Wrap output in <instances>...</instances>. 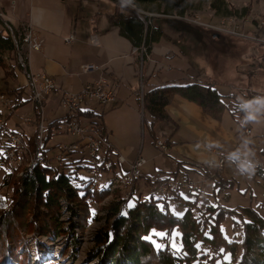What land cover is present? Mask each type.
I'll use <instances>...</instances> for the list:
<instances>
[{"label": "crops", "instance_id": "crops-1", "mask_svg": "<svg viewBox=\"0 0 264 264\" xmlns=\"http://www.w3.org/2000/svg\"><path fill=\"white\" fill-rule=\"evenodd\" d=\"M133 1L139 9L151 14L147 17L148 28L159 32V37L152 42L148 53L144 55L134 51L136 45L122 31V24L115 20L119 21L121 17L126 19L130 16L140 21L141 19L118 0H0V13L4 22L11 24L17 33L25 25H29L34 34L42 40L40 50L24 47L28 71L47 74L53 78L55 85L52 94L42 103V111H40L29 99L30 92L25 94L23 87L19 85L4 88L0 84L2 91L18 89L19 102L14 109L22 106L26 108V113L35 112V118H31L33 122L27 126L29 130L19 132L8 125L7 127L9 130L20 133L28 142L34 140L37 124L40 121L44 126H50L53 121H64V118L70 117L82 122L99 123L98 127L102 129L100 133L106 135L104 140L107 143V149H103L100 157L97 153L94 164L103 163L102 167L105 168L104 165L109 160L110 153L117 157L116 161L119 164V171L114 164L108 167L110 181L106 187H100V189L109 188L110 190L113 177L127 172L129 163L138 156L147 160L148 164L144 173L149 174H146V178L154 175L151 172L155 170L167 169V165L173 162L184 165L183 168L192 171L195 176L205 178L189 165L191 163L204 165L207 160L218 156H224L226 163L229 155L237 151L240 153V158L242 157L243 139H240L238 134L242 130L247 136L252 131L245 133L246 128L250 129V124L237 114L238 111L241 115L245 114V111L240 108L241 104L234 98H231L230 102L225 101L227 107L221 119H215L204 113L195 102L175 96L166 106L171 120L157 122L149 128L144 123L142 97L145 93L163 85L201 83L211 84L214 87L218 81L213 80L206 64L202 62L205 58L204 48L208 38L202 35L203 30L196 29L182 20L190 13V15L199 13L201 16L207 13L205 21H209L208 23H215L216 18L226 16L215 14L210 7L212 0ZM225 1L236 9L249 7V13L245 16L254 21L245 22L248 23L246 28L245 23L243 24L247 31L252 30L256 19L264 18V0ZM200 9H205L206 12H200ZM141 23L143 25V21ZM143 31L146 33L144 25ZM93 33L99 37L100 45L98 46L90 42V35ZM69 35H73V40L66 42L65 38ZM219 36L218 31L211 33L213 38ZM246 43L249 44L247 41L240 40L236 46H244ZM254 45L257 46V44ZM252 50L253 55H256L254 57L261 56L260 49L255 51L256 49L252 48ZM211 64L213 63L211 62L209 67ZM8 65L7 68L11 70L12 75L11 82L8 83L16 81L14 71L17 67L27 84L28 78L19 65L12 61ZM83 65H92L94 68L82 71ZM230 72L233 76L238 75L234 69ZM253 72L251 71L252 74ZM100 77H106L110 81L116 97L114 103L102 106L101 111L95 109L94 102L82 103L75 113H68L61 109L59 99L63 91L77 92L85 84ZM225 78L227 79L226 76ZM222 83L231 85L232 81ZM253 84L257 85L255 82ZM248 94L252 98L263 97L264 89L259 84L255 89H249ZM92 116L98 117V122L84 119ZM259 116L264 120V113ZM13 123L17 124L18 121ZM260 131L263 133L264 143V130ZM155 133L163 136L164 140L155 137ZM47 134L48 131L45 138ZM54 134L58 135L53 137L56 138L53 147L59 145L60 148L64 144L76 141L75 137L64 138L62 130ZM50 135L47 140L51 138ZM152 137H154L153 145L157 140L167 144V158L153 150L149 151L152 149L150 145ZM257 144L260 145L261 141H257ZM145 147H150L146 149L148 150L146 157L142 156ZM56 154L49 156L50 153L46 152L45 156L51 158ZM119 156L124 158L123 163L118 161ZM258 169V173H263L264 160L263 165H260ZM218 173L225 180H233L229 178L225 165ZM134 195H141V193L134 189Z\"/></svg>", "mask_w": 264, "mask_h": 264}, {"label": "trees", "instance_id": "trees-1", "mask_svg": "<svg viewBox=\"0 0 264 264\" xmlns=\"http://www.w3.org/2000/svg\"><path fill=\"white\" fill-rule=\"evenodd\" d=\"M210 7L220 16L238 17L249 13V7L236 9L225 0H212ZM115 20L122 24V31L134 45L139 46L144 40L147 53L152 42L159 37V32L150 27L144 33L141 21L134 16ZM11 52L14 53V45L0 17V55ZM7 93L18 99V89ZM175 96L195 102L204 113L215 119H221L227 107L223 97L211 84L163 85L142 97L144 123L149 128L157 122L171 120L166 106ZM0 114L3 115L2 112ZM60 122L53 121L50 125L58 126ZM99 125L96 123V126ZM50 134L48 132L44 139L39 156L41 162L36 166H23L20 176H15V172L5 181L2 177V194L4 186L8 187L9 194L0 197V264H30V235L36 239L45 236L55 240L70 231L75 236V228L84 230L95 220V204L111 190L96 188L93 180H83L72 176L71 172H64L72 152L62 163L56 159L53 163L52 158L46 157L49 149L44 147ZM27 143L32 147L28 154L22 155L25 161L35 154V149L34 154L31 152L35 148L34 142ZM2 160L7 165L6 159ZM102 166L103 163L86 168L98 171L104 169ZM189 166L205 178L214 179L219 190L234 184L232 179L225 180L218 172H212L204 165L191 163ZM5 174L10 173L6 170ZM177 192L174 191L172 198L181 201ZM168 198L154 195L142 198L141 195L135 196L133 191L125 210L119 209L123 199L119 200V206L118 201L108 203L105 206V223L95 233L93 255L102 253L108 257L106 260H109V264H264V216L255 208L209 205L194 213L197 206L195 199L186 201V211L179 216L168 210ZM62 207L69 214L67 226L61 219ZM226 215L234 220V232L241 229L240 241L228 240L224 236L220 223ZM174 228L181 232L179 249L172 248L169 242ZM160 242L163 246H160ZM37 244L41 243L37 240Z\"/></svg>", "mask_w": 264, "mask_h": 264}, {"label": "rangeland", "instance_id": "rangeland-1", "mask_svg": "<svg viewBox=\"0 0 264 264\" xmlns=\"http://www.w3.org/2000/svg\"><path fill=\"white\" fill-rule=\"evenodd\" d=\"M134 2L133 0H130ZM135 3V2H134ZM201 11H205V9H200ZM191 12V11H190ZM191 14V13H190ZM188 14L186 18L182 21L188 23L190 26L195 27L196 29L203 30L204 37L207 36L208 40L206 41V45L204 48L205 58L202 61L206 64L207 70L212 74L213 80H217V84H215V88L217 91L222 95L224 102H230L231 98L236 99L239 104H243L244 102L251 101L254 98L248 94L249 89H255L257 85H261L264 89V45L260 44L257 41H252L247 38L239 37L234 34H230L222 30V26L226 25L230 29L233 27L234 24L243 25L245 22H251L249 17H237L238 19H224L216 18L215 23H208L209 21H205V16L208 14H204L201 16L199 13L196 15ZM211 15V14H210ZM0 17L2 18L1 14ZM204 19H203V18ZM213 17V16H212ZM224 19V24H222V20ZM264 18H258L255 21ZM237 21V22H236ZM244 21V23H243ZM242 23V24H241ZM248 23H245V28ZM144 25V24H143ZM194 25V26H193ZM243 25V27H244ZM148 27V26H147ZM202 27V28H201ZM246 30V29H245ZM213 31H218L220 36L217 38L211 37V33ZM247 31V30H246ZM6 32V31H4ZM240 40L247 41L249 44H244V46L237 47V43ZM250 41V42H249ZM204 44V43H203ZM254 44H257L254 45ZM252 48L259 50L261 53L260 57H254ZM17 63L16 53L14 51L11 53H4L0 55V84L4 86V88L12 87V86H21L24 89L25 94H29V88L26 84L25 77L20 72V70L15 67V75L16 81L14 83L11 82V70H8V63L10 62ZM254 61V62H253ZM213 63L210 65V63ZM18 64V63H17ZM208 65V66H207ZM244 67V70H243ZM231 69L238 72L237 76H233L230 72ZM251 71H254L252 74ZM229 72V73H228ZM227 79L225 78V76ZM224 76V77H223ZM232 81L231 85L223 84L222 82H229ZM255 82L257 85L253 84ZM0 86V87H2ZM0 88V94L5 97H9L10 95L7 91H2ZM52 94V93H51ZM50 94V95H51ZM12 97V96H10ZM9 97V98H10ZM264 97V96H263ZM95 109L101 111L102 106L96 101ZM26 108L22 106H18L14 109V107H8L6 104H0V113H4L3 119L6 121V124L19 132L23 130H29L27 126H30L33 122L31 118H35V112L26 113ZM61 109H63L61 107ZM65 110V109H64ZM42 111V108H41ZM10 114V115H8ZM237 114L241 117L242 120L245 121L246 113L241 115V112L238 111ZM29 116V117H26ZM25 118L26 122H25ZM100 118V117H99ZM89 121H97L98 117L92 116L89 118H84ZM83 119V120H84ZM101 120V119H99ZM14 121H18L17 124L13 123ZM250 124V130L252 131L250 135L245 136L243 131L240 130L238 137L243 139V146H242V157L238 160H230L228 159L223 165L225 168L228 169L229 178H233L234 184L232 187H223L219 190V187L216 185L215 180L212 178H202L199 175L193 174L192 171L186 170L184 165L173 162L171 165H167V169L163 171H153L151 172L154 175L150 176H157L159 178H174L177 183L180 184V188L178 190V194L181 197V201L172 198L173 196H169L167 200L168 210L176 215H183L186 211V207L184 204L187 200L194 201L197 200V206L194 209V213L197 212L199 209H204L206 206H223L226 208H235V207H247L251 206L255 208L260 214L264 216V171L263 173H258V168L254 169L252 176L249 178L247 173H241L240 165L243 163H252L254 166L259 167L263 165L264 160V153L263 147L264 143L262 140L261 129L264 130V120L261 116H258L256 121H246ZM41 123V121L39 122ZM25 129H24V128ZM241 129V128H240ZM47 133V130L44 134ZM55 135L58 134H51L50 139H48L45 143L46 149H49L47 152L50 153L49 156L54 155L55 153H59V145L54 146L55 139L53 138ZM63 136L66 139H72L75 136H72L69 133L63 131ZM155 137L161 138L164 140V137L161 135L154 134ZM106 135L101 133L100 138L104 140ZM53 138V139H52ZM76 141L78 140L77 137ZM154 137H152L151 141V148L145 147L146 149H150L151 152H157L162 155V157L167 158L168 153L166 151L162 152L159 148L152 144ZM245 141H249L245 144ZM257 141H261V144H257ZM53 147V148H51ZM158 149V150H157ZM168 149V146H167ZM142 152V156L146 157L148 154V150ZM104 151L100 149L98 152V157H100L101 152ZM28 154V153H27ZM29 156V155H28ZM224 157V156H223ZM52 162L55 163V156L51 157ZM82 160H79V159ZM116 156L113 153H110L109 160L105 163L104 169L102 170H94L88 169L86 166L93 167L95 166L94 162H92L87 155L86 151H79V152H72L70 157L67 159L68 165L64 167V172L68 173L71 172L72 176H77L80 179L88 180L91 179L94 181V186L96 188L106 187L110 181V177L108 174V167L115 165L116 170L119 171V164H117ZM220 156L214 159H209L205 162L204 166H206L209 162H217ZM225 158V157H224ZM145 159V158H144ZM84 160V161H83ZM90 161V162H89ZM145 165L142 168V173L145 172L147 166V160L145 159ZM25 165L26 161H24ZM236 164V165H235ZM223 169V168H222ZM221 169V170H222ZM7 170V165L5 163L0 162V197L7 196L9 194V189L7 186H4V193L2 194V184L1 180L2 177L5 175ZM221 170H217L219 172ZM22 169L15 173V176H20ZM215 172V171H213ZM20 173V174H19ZM145 174V175H144ZM143 176L136 181V191L141 193L142 198L149 197L153 195L152 187L147 182V176L144 173ZM10 176V175H9ZM144 178H146L144 180ZM197 178L198 180H193ZM205 180L204 184V192H196L194 190H190L189 188L181 187L182 184L188 183L190 181H202ZM6 189V190H5ZM124 187H117L109 191V194L103 198L101 201L95 204L96 218L95 220L88 225L87 228L84 230H77L75 228L76 234L73 236L70 231H66L67 233L56 238L55 240H49L45 236H38L37 239L32 237L31 235L28 236V244H29V260L30 264H109V260L107 261L106 258L102 253H98L97 256H94V250L96 248L95 242V233L96 230L104 224V217H105V206L108 203L118 201L123 199L124 195ZM134 191V190H133ZM2 195V196H1ZM173 195V194H171ZM137 196V195H135ZM125 202V199L123 200ZM122 201V202H123ZM183 202V204H182ZM130 203V200H128ZM64 224L67 226L69 222V214L64 213L61 216ZM238 220L237 218H235ZM233 218L229 215H226L220 223L221 230L228 240H236L240 241L241 239V229H237L236 232L233 231ZM181 232L179 229L174 228L170 235H169V242L172 248L179 249L181 246ZM37 240L41 244H37ZM160 246H163V243L160 242Z\"/></svg>", "mask_w": 264, "mask_h": 264}, {"label": "built area", "instance_id": "built-area-1", "mask_svg": "<svg viewBox=\"0 0 264 264\" xmlns=\"http://www.w3.org/2000/svg\"><path fill=\"white\" fill-rule=\"evenodd\" d=\"M123 3V0H118ZM126 7V3H124ZM133 12H135L144 24V30L147 31L149 23L147 17L151 14L139 9L138 7H129ZM1 14V13H0ZM226 19H238L235 16H228ZM224 19L222 24H224ZM237 22V21H236ZM244 23V21H243ZM242 24V23H241ZM4 26L8 33L11 35V39L14 45V51L17 57V63L24 74L28 78V88L30 92L29 99L37 105L41 111V105L46 100V98L54 91V80L52 77L45 73H31L28 71L26 54L24 47L28 49L40 50L42 47V40L38 35L34 34L32 27L25 25L19 33H17L11 24L4 22ZM222 30L229 32L230 34L237 35L239 37L247 38L252 41H257L264 45V19H259L255 21L254 26L251 31H246L243 25L234 24L230 29L226 25L221 27ZM73 40V35H69L65 38L66 42H71ZM90 42L94 46L100 45V40L97 34L93 33L90 35ZM134 51H138L141 55L146 53V45L144 41L140 46L134 47ZM94 67L92 65H83L81 67L82 71L92 70ZM10 97V96H9ZM5 97L0 94V104L4 103L8 107H14L18 104V100L13 97ZM116 97L115 92L111 86L110 81L106 77H100L93 82L85 84L77 92L63 91L60 95L59 104L68 113H75L79 110L82 103L96 101L103 106L110 105L114 103ZM25 118V122H26ZM6 121L3 119V115L0 114V162L5 158L9 161V165H13V159L16 157H21L22 152H28V143L23 141V136L21 134H11L6 133ZM50 133H55L58 130H62L66 133L71 134L78 138L77 141L71 144H64L60 147L59 153L55 155L56 160L59 162H64L65 157H67L71 152L86 151L91 161H95V157L100 149H107V143L105 140L100 138V130L98 126L94 123L82 122L76 118H68L58 126L50 125L44 126L41 123L37 124L36 133L34 135L36 155L29 156L28 166H32V161L40 160V153L44 146L45 131ZM245 133H250V129L246 128ZM156 146L162 152L167 151V144L163 141L157 140L155 142ZM120 163L124 162L122 156L118 157ZM225 158L220 156L217 162H209L206 167L210 170H221L223 168ZM145 159L141 156L136 157L132 162L129 163V169L122 175H115L117 177H122L123 187L126 190L125 202L123 203V210L126 209L128 200L131 193L135 189L136 181L143 176L142 168L145 165ZM258 167L254 166V169ZM6 176H3L5 181ZM147 182L152 187V192L164 193V197L171 196L172 189H179L180 184L176 182L174 178H159L157 176L147 177ZM3 183V181H2ZM1 183V184H2ZM205 180L202 181H190L181 185L183 188H189L194 191H204ZM3 187V186H2Z\"/></svg>", "mask_w": 264, "mask_h": 264}, {"label": "bare ground", "instance_id": "bare-ground-1", "mask_svg": "<svg viewBox=\"0 0 264 264\" xmlns=\"http://www.w3.org/2000/svg\"><path fill=\"white\" fill-rule=\"evenodd\" d=\"M123 3H126L127 4V6H129V7H137V5L134 3V2H131L130 0H123ZM139 6V5H138ZM244 17V16H243ZM223 18H228V16H226V17H223ZM9 35H10V33H9ZM10 37H11V35H10ZM12 40V39H11ZM6 133H11V134H20V133H18V132H16V131H12V130H9L8 129V127L6 126ZM23 141H25L24 140V138H23ZM32 142H34V147H35V141H32ZM32 146L30 145V147H29V144H28V151L30 152V150H29V148H31ZM34 149H35V154H34ZM31 152H33V154L34 155H36V148H33V150L31 151ZM23 154H27V152H22V154H21V157H16L15 159H13V165H9V161H6V163H7V171H8V173H10V174H5V176H6V179H7V177H9V175L11 176V175H13L15 172L16 173H18V171L20 170V168H22L24 165H25V163H24V161L25 160H23V158H22V155ZM30 154H32V153H30ZM25 157V156H24ZM28 160H29V158H28ZM28 160L26 161V164L28 165ZM79 160H81V158L79 159ZM84 161V160H83ZM38 162H41V160H34V161H32V166L35 164V166H36V163H38ZM45 162V161H44ZM90 162V161H89ZM92 162H94V161H92ZM1 163H2V161H1ZM3 163H5V161L3 162ZM37 165H39V164H37ZM52 166V165H51ZM26 168H27V166H25ZM24 168V167H23ZM20 173H22V171H20ZM19 173V174H20ZM112 185H111V190L112 189H114V188H117V187H123V181H122V177H117V176H115V177H113V180H112V183H111ZM176 189H172L171 190V194H173L174 193V191H175ZM153 195L154 196H156V197H164V193H160V192H153ZM171 196H173V195H171ZM125 197H126V191L124 192V195H123V200L125 199ZM2 200V199H1ZM123 203L124 202H122L121 204H120V207H119V209L120 210H123ZM63 209H62V215L64 214V213H68V211H66V209H65V207H62ZM62 264V263H61Z\"/></svg>", "mask_w": 264, "mask_h": 264}, {"label": "clouds", "instance_id": "clouds-1", "mask_svg": "<svg viewBox=\"0 0 264 264\" xmlns=\"http://www.w3.org/2000/svg\"><path fill=\"white\" fill-rule=\"evenodd\" d=\"M241 108L246 113V121H256L258 116L264 113V97H257L251 101L244 102ZM247 143L248 141H245V144ZM239 158L240 153L238 151L229 155L230 160H238ZM240 171L241 173H247L250 178L254 172V165L252 163H243L240 165Z\"/></svg>", "mask_w": 264, "mask_h": 264}, {"label": "snow or ice", "instance_id": "snow-or-ice-1", "mask_svg": "<svg viewBox=\"0 0 264 264\" xmlns=\"http://www.w3.org/2000/svg\"><path fill=\"white\" fill-rule=\"evenodd\" d=\"M156 233H154V235H155Z\"/></svg>", "mask_w": 264, "mask_h": 264}]
</instances>
